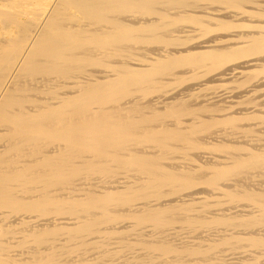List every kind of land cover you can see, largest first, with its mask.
Returning <instances> with one entry per match:
<instances>
[{
    "label": "bare ground",
    "instance_id": "6f19581e",
    "mask_svg": "<svg viewBox=\"0 0 264 264\" xmlns=\"http://www.w3.org/2000/svg\"><path fill=\"white\" fill-rule=\"evenodd\" d=\"M0 264H264V0H0Z\"/></svg>",
    "mask_w": 264,
    "mask_h": 264
}]
</instances>
